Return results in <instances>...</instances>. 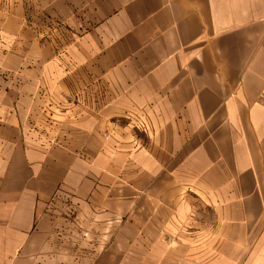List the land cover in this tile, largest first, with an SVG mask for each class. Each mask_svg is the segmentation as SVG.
I'll use <instances>...</instances> for the list:
<instances>
[{
    "label": "crops",
    "instance_id": "1",
    "mask_svg": "<svg viewBox=\"0 0 264 264\" xmlns=\"http://www.w3.org/2000/svg\"><path fill=\"white\" fill-rule=\"evenodd\" d=\"M0 264H264V0H0Z\"/></svg>",
    "mask_w": 264,
    "mask_h": 264
},
{
    "label": "rangeland",
    "instance_id": "2",
    "mask_svg": "<svg viewBox=\"0 0 264 264\" xmlns=\"http://www.w3.org/2000/svg\"><path fill=\"white\" fill-rule=\"evenodd\" d=\"M38 5H39V1H38V3H37ZM32 16H34V15H32Z\"/></svg>",
    "mask_w": 264,
    "mask_h": 264
}]
</instances>
